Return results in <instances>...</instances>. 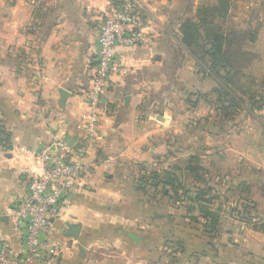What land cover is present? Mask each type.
I'll use <instances>...</instances> for the list:
<instances>
[{
  "label": "crops",
  "instance_id": "0c3cea01",
  "mask_svg": "<svg viewBox=\"0 0 264 264\" xmlns=\"http://www.w3.org/2000/svg\"><path fill=\"white\" fill-rule=\"evenodd\" d=\"M139 2L149 41L118 50L125 72L111 77L113 113L87 140L77 125L112 0H0V126L9 135L0 145V236L23 251L11 211L27 193L24 170L39 172L37 149L66 137L83 153L85 173L52 224L49 264H264V109L221 131L220 81L208 58L181 43L194 0ZM254 35L245 48L259 57L249 72L264 43L263 30ZM163 171L188 196L211 189L213 231L192 198L181 203L169 188L139 182ZM68 226H79L76 238Z\"/></svg>",
  "mask_w": 264,
  "mask_h": 264
},
{
  "label": "built area",
  "instance_id": "2783aa9c",
  "mask_svg": "<svg viewBox=\"0 0 264 264\" xmlns=\"http://www.w3.org/2000/svg\"><path fill=\"white\" fill-rule=\"evenodd\" d=\"M114 6L99 24L89 89L83 94L88 110L77 128L87 140L96 135L102 117L113 113L107 102L111 77L125 72L118 50L143 46L150 38L139 0H122ZM83 156L66 137H53L37 149L35 158L40 170H24L27 193L11 211L13 231L19 236L23 251L15 254L9 242L0 236V264L50 263L48 235L68 197L80 187L85 173Z\"/></svg>",
  "mask_w": 264,
  "mask_h": 264
},
{
  "label": "trees",
  "instance_id": "16d2710c",
  "mask_svg": "<svg viewBox=\"0 0 264 264\" xmlns=\"http://www.w3.org/2000/svg\"><path fill=\"white\" fill-rule=\"evenodd\" d=\"M227 12V2L224 0H219V4L214 5H198L194 16L183 19L179 26L182 45L199 61L208 58L207 70L220 81V86L213 92L216 97L214 112L221 131H228L236 126V121L242 115L264 109V77L259 88L256 87L261 91L259 93L253 89L255 83H241V72L257 59L256 54L244 49L246 43L253 42L255 32L242 34L223 31L220 25L225 22ZM8 144L9 135L0 126V145L6 147ZM188 170L198 178V166L190 165ZM139 182L155 189L161 188L162 191L169 188L172 198L177 197L176 189L180 188L176 175L168 171L152 172ZM210 192V188L198 189L193 201L197 202L195 208L207 222L205 228L213 231L218 215L209 209L213 200Z\"/></svg>",
  "mask_w": 264,
  "mask_h": 264
},
{
  "label": "rangeland",
  "instance_id": "374dc122",
  "mask_svg": "<svg viewBox=\"0 0 264 264\" xmlns=\"http://www.w3.org/2000/svg\"><path fill=\"white\" fill-rule=\"evenodd\" d=\"M227 2V18L225 22L221 23L220 27L223 31H237L239 33H252L257 31H264V0H224ZM112 5L110 6L109 10L112 7H115L118 2L117 0H112ZM120 3V2H119ZM219 4V0H194V6L197 7L198 5H214ZM108 10V11H109ZM196 10V8H195ZM107 11V12H108ZM194 16V13L191 17ZM190 18V17H189ZM246 43L244 45V49H246ZM257 52L261 55L260 60L258 61L257 65H252V68L249 72V66L246 67L241 73V83L246 84L248 81L255 83V87H253L254 91L256 90L259 93V84L260 81L264 77V43L260 41L259 45L257 46ZM253 53V52H252ZM256 54V53H254ZM257 59L258 55L256 54ZM257 59L253 62H257ZM252 63V64H253ZM253 71V72H252ZM259 74L258 76L256 74ZM255 77H252V76ZM258 86V88H256ZM261 92V91H260ZM171 193V192H170ZM177 197L171 198L178 202L189 203V201H185V198L191 199V203L195 204L193 199L194 195L188 196L185 193V190L176 189Z\"/></svg>",
  "mask_w": 264,
  "mask_h": 264
},
{
  "label": "water",
  "instance_id": "95a60500",
  "mask_svg": "<svg viewBox=\"0 0 264 264\" xmlns=\"http://www.w3.org/2000/svg\"><path fill=\"white\" fill-rule=\"evenodd\" d=\"M60 98L62 99V101L65 99V97L67 96L66 91L64 90H59L58 91ZM59 105H61V103H59ZM78 230H79V226H68V232H67V236L68 237H73L76 238L78 235Z\"/></svg>",
  "mask_w": 264,
  "mask_h": 264
}]
</instances>
